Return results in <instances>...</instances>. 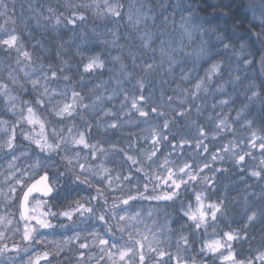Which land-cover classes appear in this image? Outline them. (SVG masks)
I'll return each instance as SVG.
<instances>
[{
  "label": "clouds",
  "instance_id": "clouds-1",
  "mask_svg": "<svg viewBox=\"0 0 264 264\" xmlns=\"http://www.w3.org/2000/svg\"><path fill=\"white\" fill-rule=\"evenodd\" d=\"M0 264H264V0H0Z\"/></svg>",
  "mask_w": 264,
  "mask_h": 264
}]
</instances>
